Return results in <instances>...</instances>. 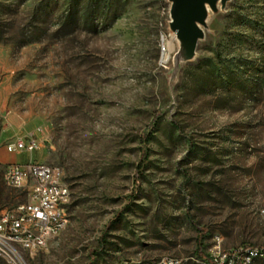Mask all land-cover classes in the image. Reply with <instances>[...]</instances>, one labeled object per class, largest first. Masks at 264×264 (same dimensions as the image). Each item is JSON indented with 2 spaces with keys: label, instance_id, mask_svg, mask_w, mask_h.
Masks as SVG:
<instances>
[{
  "label": "rangeland",
  "instance_id": "obj_1",
  "mask_svg": "<svg viewBox=\"0 0 264 264\" xmlns=\"http://www.w3.org/2000/svg\"><path fill=\"white\" fill-rule=\"evenodd\" d=\"M85 3L0 0V209L26 200L4 180L15 160L58 167L70 191L24 263L208 264L219 239L264 244V0L208 8L192 56L170 0ZM31 132L37 150L6 151Z\"/></svg>",
  "mask_w": 264,
  "mask_h": 264
},
{
  "label": "built area",
  "instance_id": "obj_2",
  "mask_svg": "<svg viewBox=\"0 0 264 264\" xmlns=\"http://www.w3.org/2000/svg\"><path fill=\"white\" fill-rule=\"evenodd\" d=\"M171 20V19H170ZM174 35L171 33L170 38ZM164 51V39L161 41ZM39 138L33 132L18 137L8 143L5 149L9 153H32L39 148ZM44 171H52V182H44ZM62 171L41 161L30 158L27 162H11L6 165L5 182L16 189L26 192V200L14 207L0 209V253H6L7 264H25L20 253L32 257L39 252V245H47L56 234L61 218H67L66 206L70 191L66 182L61 180ZM264 218V209L260 210ZM211 256L209 264H248L251 253L264 250L262 245H244L229 251L219 249ZM161 264H178V260L163 258ZM114 264H120L115 262Z\"/></svg>",
  "mask_w": 264,
  "mask_h": 264
},
{
  "label": "water",
  "instance_id": "obj_3",
  "mask_svg": "<svg viewBox=\"0 0 264 264\" xmlns=\"http://www.w3.org/2000/svg\"><path fill=\"white\" fill-rule=\"evenodd\" d=\"M218 1L225 4L227 0H170V28L183 43L188 56L194 54L203 37L201 26L205 25L208 8L215 11Z\"/></svg>",
  "mask_w": 264,
  "mask_h": 264
},
{
  "label": "bare ground",
  "instance_id": "obj_4",
  "mask_svg": "<svg viewBox=\"0 0 264 264\" xmlns=\"http://www.w3.org/2000/svg\"><path fill=\"white\" fill-rule=\"evenodd\" d=\"M173 35H174V37H176L174 32H173ZM163 39H164V52H165V49L168 48V46H170L171 43L169 42V40L167 41L163 35H161V41H163ZM61 180H62V182H65L62 179V173H61ZM44 182H52V171H44ZM66 222H67V218H61V221H59V223L57 224L56 234H57V232H59L63 228V226L65 225ZM56 234H53L52 236H54ZM45 246L46 245H39V248H42ZM0 259L4 260L6 262V253H0ZM257 260H264V250H256V251H253L251 253V261H257ZM248 264H255V262H251Z\"/></svg>",
  "mask_w": 264,
  "mask_h": 264
},
{
  "label": "trees",
  "instance_id": "obj_5",
  "mask_svg": "<svg viewBox=\"0 0 264 264\" xmlns=\"http://www.w3.org/2000/svg\"><path fill=\"white\" fill-rule=\"evenodd\" d=\"M119 2V0H86L85 3V8L88 9L87 11L89 12L88 16L90 17L94 13L102 12L103 10L106 9H112L114 11L116 4ZM85 16V13L82 14ZM88 17V18H89ZM83 20H87L85 17ZM156 120L153 121L152 127L154 126ZM146 136H150L148 133ZM146 137L143 138V144H145Z\"/></svg>",
  "mask_w": 264,
  "mask_h": 264
},
{
  "label": "crops",
  "instance_id": "obj_6",
  "mask_svg": "<svg viewBox=\"0 0 264 264\" xmlns=\"http://www.w3.org/2000/svg\"><path fill=\"white\" fill-rule=\"evenodd\" d=\"M16 155H18V154H16ZM15 162H18L17 160H15Z\"/></svg>",
  "mask_w": 264,
  "mask_h": 264
}]
</instances>
